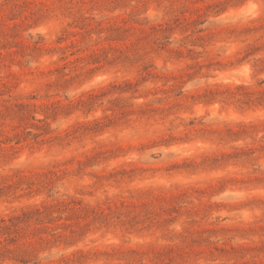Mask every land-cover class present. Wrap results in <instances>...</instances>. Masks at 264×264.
I'll list each match as a JSON object with an SVG mask.
<instances>
[{
    "label": "rangeland",
    "instance_id": "374dc122",
    "mask_svg": "<svg viewBox=\"0 0 264 264\" xmlns=\"http://www.w3.org/2000/svg\"><path fill=\"white\" fill-rule=\"evenodd\" d=\"M0 264H264V0H0Z\"/></svg>",
    "mask_w": 264,
    "mask_h": 264
}]
</instances>
